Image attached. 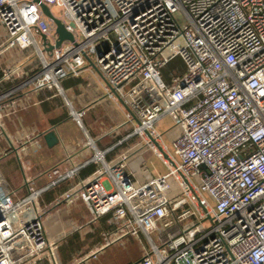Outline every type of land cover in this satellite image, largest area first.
<instances>
[{
	"label": "built area",
	"instance_id": "built-area-1",
	"mask_svg": "<svg viewBox=\"0 0 264 264\" xmlns=\"http://www.w3.org/2000/svg\"><path fill=\"white\" fill-rule=\"evenodd\" d=\"M41 4L73 42L56 48V26ZM0 23L8 30L0 54L24 52L23 62L0 73V85L24 79L0 93V138H9L6 119L16 112L18 93L63 94V81L94 65L107 98L129 109L128 138L139 140L113 162L96 150L99 167L85 179L66 159L55 164L46 172L50 186L71 183L56 204H83L88 223L111 215L117 239L144 235L148 248L138 264H264V0H0ZM176 59L184 72L164 77ZM30 68L36 71L28 76ZM91 108L70 105L69 118L40 137L58 145L59 128L84 129ZM167 117L179 132L170 146L157 128ZM149 152L165 174L143 162L131 168L136 154ZM22 167L24 193L0 169V264H62L61 238L46 224L48 187ZM104 238L101 248L117 240Z\"/></svg>",
	"mask_w": 264,
	"mask_h": 264
},
{
	"label": "crops",
	"instance_id": "crops-1",
	"mask_svg": "<svg viewBox=\"0 0 264 264\" xmlns=\"http://www.w3.org/2000/svg\"><path fill=\"white\" fill-rule=\"evenodd\" d=\"M7 37L8 30L0 23V44ZM23 56L24 52L18 47L1 53L0 73L5 68L23 62ZM35 71L30 68L26 75L30 76ZM183 72L184 69L179 74ZM23 80L3 83L0 85V93ZM61 87L63 94L56 89L40 90L34 97L29 96L26 91L18 93L16 112L6 119L9 138L6 135L0 138V160L15 151L19 152V156L12 154L2 160L0 169L4 174L12 176L7 178L8 181L13 179L12 187L21 189L20 193H24L23 161L31 177L37 179L38 187H48L42 195L43 205L47 209L46 224L54 237L61 238L62 264H138L144 250L148 248L144 235L139 239L129 236L117 239V225L111 215L101 217L97 223H88L87 210L83 204H56L71 183L50 186L51 180L46 174L55 164L66 159L70 168L78 167L79 178L85 179L99 167L92 162L96 150L105 152L106 160L113 162L136 146L139 140L135 137L128 138L133 133L132 126L124 125L126 106L120 101L107 98V82L94 65L84 69L79 77L66 79ZM70 105L77 110L92 105L84 117L82 131L85 140L89 138L95 142L94 148L80 141L73 143L65 139L71 133V124L59 128L56 137L58 145H51L50 140L40 137L49 127L62 125L69 118ZM152 155L154 154L150 152L145 153L141 158L136 154L131 168L136 170L141 162L149 168L148 159ZM152 166L155 167L152 171L154 174H165ZM105 234L112 235L117 240L101 248L105 242Z\"/></svg>",
	"mask_w": 264,
	"mask_h": 264
},
{
	"label": "rangeland",
	"instance_id": "rangeland-1",
	"mask_svg": "<svg viewBox=\"0 0 264 264\" xmlns=\"http://www.w3.org/2000/svg\"><path fill=\"white\" fill-rule=\"evenodd\" d=\"M52 11L58 16L59 12L58 9L56 8H52ZM180 20H182V16L179 15ZM182 61L181 59H177L175 60L173 63H171L164 71H163V75L164 77L169 74V73H173L174 75H179V73L182 70ZM172 122L171 120L167 117L164 118L162 120L161 123H159L157 125L158 130L163 134L164 136V140L165 142L170 145L171 141L173 140V137L178 136L179 132L175 131L172 129ZM71 129V133L65 138L67 140H71L73 143H75L76 141H80L82 144L87 143V140H85V136L84 133L82 131V128L79 125H72L70 126ZM171 129V130H170ZM152 165L156 166V168H158V170L163 173L167 171V167L163 165L162 161L155 155H152L149 157L148 159V166L150 168L151 171H154ZM169 183L171 185V192L170 195H175L176 193L179 192V188H178V184L176 182V180L172 177L169 179ZM158 233H153L152 236L154 238V240L157 242L158 241V237H157ZM147 241V240H145Z\"/></svg>",
	"mask_w": 264,
	"mask_h": 264
},
{
	"label": "water",
	"instance_id": "water-1",
	"mask_svg": "<svg viewBox=\"0 0 264 264\" xmlns=\"http://www.w3.org/2000/svg\"><path fill=\"white\" fill-rule=\"evenodd\" d=\"M36 2H40V0H35ZM41 7H42V10L44 12V14L50 19L52 20V22L55 24L56 26V34L58 36V40L56 42V48H59L61 46V44L66 41V40H69V41H74V36L69 32L67 31V29L65 28L64 24L62 23V21L56 17H54L52 15V13L50 12V9L45 5V4H41ZM43 39L45 40L46 37L43 36ZM53 46H50L48 47V51H52L53 50ZM127 108V107H126ZM128 109V108H127ZM129 110V109H128ZM48 140H50L51 142V145L54 144V140H52L50 137L47 138ZM57 142V141H55ZM155 144L160 148L161 151L162 148L160 147V145L154 141ZM163 154L166 158H169L168 155L163 151Z\"/></svg>",
	"mask_w": 264,
	"mask_h": 264
},
{
	"label": "trees",
	"instance_id": "trees-1",
	"mask_svg": "<svg viewBox=\"0 0 264 264\" xmlns=\"http://www.w3.org/2000/svg\"><path fill=\"white\" fill-rule=\"evenodd\" d=\"M182 64H183V62H182ZM182 67H183L182 69H184V70H185V66H184V64L182 65Z\"/></svg>",
	"mask_w": 264,
	"mask_h": 264
}]
</instances>
